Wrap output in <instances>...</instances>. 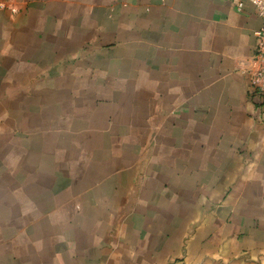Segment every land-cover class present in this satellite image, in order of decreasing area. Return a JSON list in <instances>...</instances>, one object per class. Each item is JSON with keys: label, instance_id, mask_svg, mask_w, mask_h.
Masks as SVG:
<instances>
[{"label": "crops", "instance_id": "0c3cea01", "mask_svg": "<svg viewBox=\"0 0 264 264\" xmlns=\"http://www.w3.org/2000/svg\"><path fill=\"white\" fill-rule=\"evenodd\" d=\"M262 26L232 0H0V264H264Z\"/></svg>", "mask_w": 264, "mask_h": 264}, {"label": "built area", "instance_id": "2783aa9c", "mask_svg": "<svg viewBox=\"0 0 264 264\" xmlns=\"http://www.w3.org/2000/svg\"><path fill=\"white\" fill-rule=\"evenodd\" d=\"M238 10L249 2L259 17L264 20V0H232ZM256 42L253 55V68L249 70L252 94L259 99L264 96V26L255 32Z\"/></svg>", "mask_w": 264, "mask_h": 264}]
</instances>
